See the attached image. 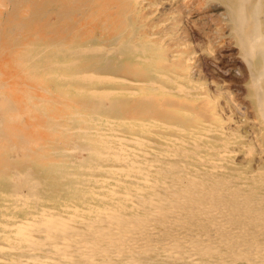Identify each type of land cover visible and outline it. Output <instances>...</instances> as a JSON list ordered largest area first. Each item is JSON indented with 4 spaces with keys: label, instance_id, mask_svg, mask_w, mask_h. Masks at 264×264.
<instances>
[{
    "label": "bare ground",
    "instance_id": "bare-ground-1",
    "mask_svg": "<svg viewBox=\"0 0 264 264\" xmlns=\"http://www.w3.org/2000/svg\"><path fill=\"white\" fill-rule=\"evenodd\" d=\"M149 2L56 0L75 94L110 98L87 118L42 98L34 128L55 111L76 122L15 159L26 168L0 190V264H264V87L252 77V116L223 84L206 87L180 30H150ZM126 8L133 37L120 32Z\"/></svg>",
    "mask_w": 264,
    "mask_h": 264
},
{
    "label": "rangeland",
    "instance_id": "rangeland-1",
    "mask_svg": "<svg viewBox=\"0 0 264 264\" xmlns=\"http://www.w3.org/2000/svg\"><path fill=\"white\" fill-rule=\"evenodd\" d=\"M237 1L150 0L146 7L149 12L147 23L153 25L158 22L150 27L153 33H160L164 28L180 30L182 40L191 43L187 49L193 53L195 67L201 70L206 87L212 83L223 84L225 90L232 92L240 110L252 116L256 93L252 77H258L259 86L264 87V73L260 74L261 77L258 73L262 67L264 69V0ZM129 9L120 11V32L133 37L139 32L140 23ZM58 18L56 0H0V173H5L0 175V190L7 188L13 176L10 174L26 168V164L19 165L16 158L26 154L39 155L46 150L32 146L30 142H36L42 136L55 139L59 125L70 128L76 122L73 116L58 118L55 111L54 120L43 116L42 120L39 119L41 126L34 128L32 124L37 119L32 120L31 116H42L43 111L38 109L39 105H45L42 98H48L57 107L64 102L79 109L83 106L86 110L82 116L85 118L90 115L91 102L107 104L110 98L98 93L91 96L85 92L80 96L75 94L76 84L71 77L74 68L66 70L59 64L55 51V45L59 43ZM60 71H64L63 75ZM130 77L134 78L133 75ZM31 79L35 85L47 87L48 92L42 94L38 88L31 90L26 86ZM105 82L103 78L92 80V84L99 88ZM31 91L33 97L29 99ZM116 100L109 112L113 115L118 114L121 108L119 99Z\"/></svg>",
    "mask_w": 264,
    "mask_h": 264
}]
</instances>
